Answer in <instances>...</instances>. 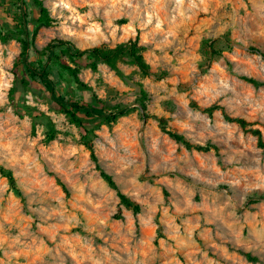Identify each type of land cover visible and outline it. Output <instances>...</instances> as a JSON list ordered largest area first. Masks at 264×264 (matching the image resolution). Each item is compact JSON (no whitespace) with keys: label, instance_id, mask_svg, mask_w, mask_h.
Wrapping results in <instances>:
<instances>
[{"label":"clouds","instance_id":"clouds-1","mask_svg":"<svg viewBox=\"0 0 264 264\" xmlns=\"http://www.w3.org/2000/svg\"><path fill=\"white\" fill-rule=\"evenodd\" d=\"M41 2L28 62L72 44L86 89L57 94L125 111L77 125L35 84L12 96L24 37L0 11V264H264V0ZM131 43L147 73L127 58L88 67Z\"/></svg>","mask_w":264,"mask_h":264},{"label":"trees","instance_id":"trees-1","mask_svg":"<svg viewBox=\"0 0 264 264\" xmlns=\"http://www.w3.org/2000/svg\"><path fill=\"white\" fill-rule=\"evenodd\" d=\"M20 2H22V5L27 6L30 4V2H32L36 8H43L41 0H20ZM27 10L28 7L24 9V7L21 6L20 11L22 12V23L20 24L18 32L14 34L9 32V36L15 37L18 35V38L24 37V39L21 41L24 45V55L17 63V72L22 76L21 85L29 87L31 84H35L39 86V90L42 89L43 91L51 93L52 98H54L61 109L71 119V121L77 125H83L80 117H96L103 120L105 123L111 124L113 120L117 118L113 114H119L125 111L120 106L111 107L109 109L108 106L101 108L99 106L83 104L81 102L74 101L71 94L67 93L66 90H63V94L61 95L57 94V89L60 87V84L62 82H66V80L63 78V75L69 77L72 82L75 81L82 89H86V85L81 83L79 79V73L84 67V64L81 60V57L84 55V53H81L72 44L65 43L62 40H53L43 49V51L38 53V59L32 61L31 63L28 62L27 53L30 44L28 37L34 34H30L26 28V25L29 22V13ZM35 22L37 23L36 33L39 28L50 26L52 23L47 11H44L43 15H41ZM0 39H7V37H5L2 32H0ZM209 46L212 48L214 55L218 56L221 54L220 49L215 43L209 40H204L202 42V50ZM143 51L144 49L138 48L137 44L135 43H131L130 46L120 45L116 49L112 50L95 49L92 52L87 53L88 60L90 61L88 67H90L92 71H96V62L101 59L106 61L110 66L115 67L118 61L127 58L130 62L139 64L144 72L147 73L149 71V67L146 63L145 57L142 55ZM44 56H47V62L42 59ZM63 57H67L72 64L76 65V68L73 69L64 63L62 59ZM56 70H58V73ZM50 75L55 77V83L48 79ZM142 97L146 100L147 94L142 93ZM26 110L28 111V109ZM255 134L259 135L258 132ZM55 135L56 130L52 125H50V128H48V140L53 139ZM85 139L87 140L88 137H85ZM176 139L179 140L180 137L177 136ZM1 172H3L2 169ZM3 174L10 177V173ZM17 194L19 195V192H17Z\"/></svg>","mask_w":264,"mask_h":264},{"label":"rangeland","instance_id":"rangeland-1","mask_svg":"<svg viewBox=\"0 0 264 264\" xmlns=\"http://www.w3.org/2000/svg\"><path fill=\"white\" fill-rule=\"evenodd\" d=\"M25 1H27V0H25ZM21 6H23L24 7V9L26 8V7H28V9H29V7L30 6H34L33 5V3L32 2H30V4L27 6V5H22V2H20V0H0V11H2L3 12V14L5 15V16H13L14 17V20H15V26H14V31H9L10 33H16V32H18V29H19V27H20V24L22 23V19H21V11H20V8H21ZM35 7V6H34ZM36 8V7H35ZM13 9H15V12H13ZM28 11V10H27ZM29 13V12H28ZM38 18H33V20H32V23H34L36 26H37V23L35 22L36 20H37ZM120 23H124V21H121ZM0 26L2 27V28H9L10 26L7 24V22L3 19V17H0ZM39 30H40V28H39ZM39 30L37 31V33L36 34H38L39 33ZM16 38H18L19 36L18 35H16L15 36ZM58 40V39H57ZM207 40V39H206ZM53 41V40H52ZM49 44V43H48ZM47 44V45H48ZM202 47V46H201ZM146 59V58H145ZM56 72L58 73V70H56ZM20 73V72H19ZM64 77V79L66 80V83H68V84H71L72 83V81L70 80V78L69 77H67L66 75H63ZM21 78H22V76L20 75V74H18V72H17V88H14L13 90H12V96L13 95H15V93L17 92V90L18 89H23V90H28V89H31L32 88V84L29 86V87H26V86H23V85H21ZM81 88V87H80ZM82 89V88H81ZM34 91L37 93V94H39V95H43L44 94V91L42 90V89H34ZM67 91V93H69V94H71V96L73 95L69 90H66ZM19 100H20V103H19V105H18V107H22L23 106V97L21 96L20 98H19ZM51 100H53L56 104H58L55 100H54V98H52V96H51ZM117 106H120V105H116V107ZM60 107V106H59ZM121 107V106H120ZM61 108V107H60ZM27 111V110H26ZM28 111H29V113L31 114L34 110L33 109H28ZM42 117H40V116H38V117H34V119H36V120H39V119H41ZM80 119H81V121H82V123L83 124H85L86 122H90V123H93V124H95V123H97V122H102V123H105V122H103V120H101V119H98V118H96V117H92V118H85V117H80ZM50 125H52L51 124V121H48V123H47V126H48V128H50ZM53 126V125H52ZM33 135H35V131H33ZM88 136L90 137V136H92V131L91 130H89L88 131ZM85 141H87L86 139H85ZM0 173H2L1 172V169H0ZM18 195V194H17ZM249 259H251V257H249Z\"/></svg>","mask_w":264,"mask_h":264}]
</instances>
